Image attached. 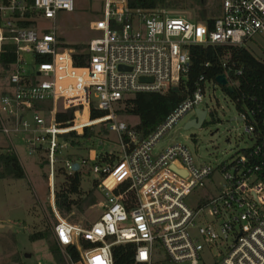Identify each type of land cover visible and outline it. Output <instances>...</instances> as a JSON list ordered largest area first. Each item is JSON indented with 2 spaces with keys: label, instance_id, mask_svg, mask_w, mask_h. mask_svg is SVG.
I'll return each instance as SVG.
<instances>
[{
  "label": "built area",
  "instance_id": "obj_1",
  "mask_svg": "<svg viewBox=\"0 0 264 264\" xmlns=\"http://www.w3.org/2000/svg\"><path fill=\"white\" fill-rule=\"evenodd\" d=\"M99 1L101 16L89 24L97 35L86 43L85 64L76 66L56 26L57 13L73 12L74 0H0V53L12 46L14 54L13 63L0 64V133L10 150L20 141L28 156L44 158L52 234L64 261L115 264L113 248L132 245L134 264H264V118L243 106L237 120L251 144L217 165L197 163L185 145L153 152L185 115L195 119L197 109L212 115L205 103L210 86L211 93L216 86L233 88L231 73H222L225 87L215 80L198 86L143 139L116 116L125 98L176 86L188 72L189 46H241L264 36V0H220L212 27L166 8ZM64 114L68 119L57 121ZM100 124L116 135L120 155L111 164H98L95 150L64 160L68 174L75 163L89 166L102 196L94 222L70 223L54 203L58 155L79 130ZM68 247L78 252L77 261Z\"/></svg>",
  "mask_w": 264,
  "mask_h": 264
},
{
  "label": "rangeland",
  "instance_id": "obj_2",
  "mask_svg": "<svg viewBox=\"0 0 264 264\" xmlns=\"http://www.w3.org/2000/svg\"><path fill=\"white\" fill-rule=\"evenodd\" d=\"M74 1L75 10L73 12L61 11L56 16L57 35L60 42L65 46L86 44L95 37L97 34L90 30L89 24L101 16L99 0ZM171 2L170 6L164 8L190 19L197 18L199 10L207 9L208 15L220 10L219 0L217 2L216 0H172ZM39 27L49 29L51 23L41 22ZM245 45L252 50L255 56L264 58L263 35L256 36ZM211 91L212 87L210 86L207 95L211 97L205 103L215 111L212 115L206 116L203 126L199 129L185 130V124L194 117V114L185 115L157 144L153 151L154 154H158L175 144L185 145L197 163L206 162L217 165L228 160L234 151L244 149L251 144V140L243 134L244 123L237 120L238 111L235 105L221 87L216 86L213 93ZM82 119L83 122H86L85 116ZM121 120L129 126L137 122L136 118L129 116H121ZM89 130L94 136H101L102 138L82 139L85 137V131L81 129L75 136L67 139V141L73 140L76 145L72 146L69 142L70 145L67 150L58 155L57 169L54 174V187L56 185L54 193L64 180L62 165L66 159V154L76 156V159L79 157L85 159L90 150H95V154L100 155V157L96 156L97 161L104 158L106 159L105 164H111L118 159L120 149L116 135L111 132L103 133L104 128L99 125H94ZM59 141L61 142L62 139L60 138ZM14 143L18 160L25 173V179H0V223L4 225V228L0 229V264H16L15 259L19 255L17 252L23 254L25 250L28 251L30 232L45 230L46 233L48 232V238L52 239L50 228L55 221L49 202V191L46 187L48 174L44 158L39 155L28 156L20 141ZM8 148L9 141L0 133V149L7 150ZM67 158L75 159L70 156ZM60 167L62 169L57 173ZM89 168L86 165L80 170L82 197L87 195V199L94 200L95 204L86 208L82 213L73 210L67 216H62L70 223L84 226L97 219L100 213L99 203L102 200L99 190L93 184ZM220 180L221 176L217 174L215 182L219 183ZM207 186L209 188V184ZM187 203H190V199ZM63 262L66 264L64 259Z\"/></svg>",
  "mask_w": 264,
  "mask_h": 264
},
{
  "label": "trees",
  "instance_id": "obj_3",
  "mask_svg": "<svg viewBox=\"0 0 264 264\" xmlns=\"http://www.w3.org/2000/svg\"><path fill=\"white\" fill-rule=\"evenodd\" d=\"M171 1L172 0H127V3L131 8L154 9L158 7H168L172 4ZM206 10H199L195 20L203 21L209 27H212L214 19L220 15V10H217L215 13L212 12V14L210 13V15L207 14ZM66 47L73 50L72 58L74 65L83 66L88 57L85 52L86 44H74ZM4 49L5 51L0 53V64L3 66L14 62L13 47L7 46L4 47ZM188 52V72L176 86L169 88L164 93H135L119 103L116 109L118 120L122 121L121 116L136 118L137 122L132 126H127L138 135L139 139L147 137L154 131L181 102L192 95L198 86L202 87L205 82L215 80L216 76L221 75L227 70L231 73V76H233L236 85L233 86L232 92H229L226 88H222V91L235 105L237 111H242L243 106H245L248 110L253 111V115L257 120L264 118V58L255 56L252 50L247 48L245 44L241 46L191 45L188 47ZM234 71H240L241 73L234 77V74H232ZM201 77L203 78L202 81L200 80ZM90 116L91 119H95L102 116V114H91ZM67 119L68 116L66 114L57 116V121L61 123H64ZM99 126L104 128L103 133L105 132L107 134L109 132L106 124H100ZM84 133L85 137L82 139L85 140H88V138H102L101 136H98L99 138L94 136L88 129H85ZM123 137L125 140H128L126 133L123 134ZM69 142L72 146L76 145L73 140ZM69 156L73 159L76 157L66 154V158ZM97 156L100 157V155ZM79 160H81L80 157L72 161ZM105 161L106 159L102 158L98 160L97 163H104ZM61 169V167L58 168L57 173ZM80 170L81 169L74 170L72 174L63 171V183L54 193L55 207L61 216L65 217L73 210L82 213L86 208L95 204L94 200L87 199V195L82 197V177ZM0 179H25V173L16 152L9 148L7 150L0 149ZM93 184L96 186L95 181H93ZM54 224L55 221L53 225ZM50 230L52 231V228H50ZM47 233L45 230L30 232L28 236L29 241L45 240L55 263L65 264L63 262L61 250L53 235L52 239H49ZM86 245L88 244L85 243V246ZM66 250L73 261L78 260L79 255L74 247H68ZM133 256L134 247L132 245H119L113 248V259L115 264H134ZM15 260L17 262L20 261L18 256Z\"/></svg>",
  "mask_w": 264,
  "mask_h": 264
},
{
  "label": "crops",
  "instance_id": "obj_4",
  "mask_svg": "<svg viewBox=\"0 0 264 264\" xmlns=\"http://www.w3.org/2000/svg\"><path fill=\"white\" fill-rule=\"evenodd\" d=\"M46 187L48 189L47 181H46ZM3 228L4 225L0 223V229ZM17 254H19L18 258L20 259V261L19 262L15 261L16 264H56L49 251L48 244L45 240H37L34 242L29 241L28 251L25 250L23 254L17 252Z\"/></svg>",
  "mask_w": 264,
  "mask_h": 264
},
{
  "label": "water",
  "instance_id": "obj_5",
  "mask_svg": "<svg viewBox=\"0 0 264 264\" xmlns=\"http://www.w3.org/2000/svg\"><path fill=\"white\" fill-rule=\"evenodd\" d=\"M140 81L144 82V81H148V82H151V80H146V79H140ZM215 82L222 86V87H225L227 85V81H226V78H225V75L224 74H221V75H218L215 77ZM226 89L229 91V92H232V88L230 86H227ZM205 120V111H201L199 109L196 110V118L195 119H192L190 120L189 122H187L184 126V129L185 130H188V129H191V128H195V129H199L203 122ZM73 169L74 170H77L78 169V165L75 163L73 165Z\"/></svg>",
  "mask_w": 264,
  "mask_h": 264
}]
</instances>
